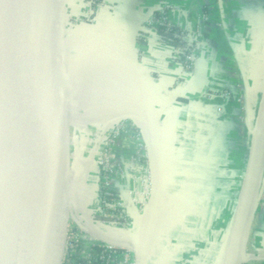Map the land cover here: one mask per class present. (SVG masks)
<instances>
[{
  "label": "crops",
  "instance_id": "0c3cea01",
  "mask_svg": "<svg viewBox=\"0 0 264 264\" xmlns=\"http://www.w3.org/2000/svg\"><path fill=\"white\" fill-rule=\"evenodd\" d=\"M87 2L68 0L67 6L66 54L74 77L69 82L70 112L73 117L81 115V108L89 110L95 124L104 127L103 135L121 118L144 121L149 116L165 179L146 264H169L153 258L162 251L157 244L165 247L164 237L178 236L185 228L194 236L189 242L212 236L204 240L208 245L218 238L217 231L210 233L215 223L230 211L232 219L247 159L248 125L255 123L264 93L263 0H103L88 21ZM156 13H164L168 25L185 39L201 32L189 77L182 74L178 48L148 25ZM204 14L210 19L205 24ZM77 139L73 131L72 148ZM118 145L121 150H112H120L128 176L113 175L110 182L123 199L129 225H109L101 204L102 168L94 165L96 155L78 159L76 149L71 210L88 231L84 244L113 245L118 252L111 264H134L123 245L145 234L146 207L140 202L147 194L136 179L141 167L130 163L135 142L122 138ZM249 224L255 248L263 252L264 159L254 182Z\"/></svg>",
  "mask_w": 264,
  "mask_h": 264
},
{
  "label": "water",
  "instance_id": "95a60500",
  "mask_svg": "<svg viewBox=\"0 0 264 264\" xmlns=\"http://www.w3.org/2000/svg\"><path fill=\"white\" fill-rule=\"evenodd\" d=\"M67 6L68 0H0V264H69L77 223L71 210L77 146L72 148ZM261 112L226 233L229 250L223 264H236L238 247L243 249L254 182L264 159ZM136 122L151 176L147 224L140 240L123 247L134 264H146L165 178L152 121L147 115ZM221 251L223 242L218 255Z\"/></svg>",
  "mask_w": 264,
  "mask_h": 264
},
{
  "label": "built area",
  "instance_id": "2783aa9c",
  "mask_svg": "<svg viewBox=\"0 0 264 264\" xmlns=\"http://www.w3.org/2000/svg\"><path fill=\"white\" fill-rule=\"evenodd\" d=\"M99 5L100 0H90L88 9L85 11V17L91 18L95 13L96 7ZM164 15L161 13V15L158 17L152 16L148 21V25H153L156 29L158 25L165 24V26H167L166 16ZM202 20L204 21L203 24L210 21L207 14L202 16ZM200 33L198 32L195 34H190L187 37V40L190 41L191 44L197 45V42H199L201 36ZM195 47L194 45L186 46L182 51H177V58L182 67V74L185 77H189L194 70L196 62ZM70 77L71 80L74 78L72 75ZM122 138L132 139L137 146L136 152L129 158L130 163L133 166L138 165L141 167L142 174L137 178V181L141 183L144 191L147 194V198L140 202V205L144 209L147 206L149 189L151 185L147 151L142 134L140 132L139 124L136 121L134 122L131 120L122 119L114 126L111 133L109 134L108 143L106 147H104V150L97 162V165L102 168L100 175L101 204L103 208L102 211L108 218L109 225H113L115 227H125L129 225L123 199L110 182V178L113 177V175L117 176L118 173V162H116L118 154L116 155V152L112 149L119 144V141ZM73 223L69 264H111L115 261L117 257L115 246L101 245L100 251L94 250L91 246L84 244L82 241L83 236L87 234L88 231L81 228L77 223Z\"/></svg>",
  "mask_w": 264,
  "mask_h": 264
},
{
  "label": "rangeland",
  "instance_id": "374dc122",
  "mask_svg": "<svg viewBox=\"0 0 264 264\" xmlns=\"http://www.w3.org/2000/svg\"><path fill=\"white\" fill-rule=\"evenodd\" d=\"M100 4L101 5L103 4V0H100ZM263 4H264V0H263ZM162 15H164V13H162ZM166 24L167 26H169L168 23ZM180 41L184 42L185 44L187 43L186 46L194 45L195 47L196 45V44H191L190 41L187 40V38L185 39L184 35H181ZM198 43L199 42H197V44ZM177 48H178L177 51H182L185 47H177ZM263 105H264V93H263L262 100L260 101V107L258 109L257 119L260 115ZM80 111H81L80 112L81 115L75 114V116H73L74 134L78 138L77 139V155L78 154L79 155L77 156V158L83 159V158H87L90 155H93V156L96 155L94 157L95 159L93 162H94V165H97L100 155L102 154L104 147H106L108 143L109 135L108 136L103 135V133L105 132V130L103 129L104 127H102V124H95V122L93 121L94 115H91V112L89 110L81 108ZM121 119H119L117 123ZM257 119L255 123L248 125L249 132L245 140L246 152H248L251 135L255 129ZM116 148L121 150L122 146L116 145ZM117 149L115 150L116 155L117 154L120 155V150H117ZM116 159L120 161L118 162V165H117L118 166L117 168L118 178L117 179H122L124 177H127L128 172L124 171L122 168L121 164H123L124 162L121 161V157L116 158ZM137 178L138 177H136V179ZM231 215H232L231 211L230 213L229 212L226 213L224 215V219H221L219 222L217 221L214 225V228L210 229V231L212 230V232L210 233H213V231L215 232L217 231L216 233H218V238L216 239V241L214 240V242L207 243L211 247V249L209 248L210 251L207 250L206 248L208 245H204V242H205L204 240L205 239L212 240L213 239L212 236H208L209 234L205 236L200 235V236H197L198 241L195 240V241L189 242V239L192 240V237L194 238V236H192L193 234H191V232L189 234V231H187L188 229L182 228V230H180V233H178V236L176 235L172 237H169V236L164 237L163 243L165 247H163L162 243L161 244L159 243V245L157 244L156 247L157 248L159 247V249L162 251L159 254H156L155 256H153V258L160 259V263L162 262L165 263L166 260H169L170 261L169 264H214L216 261L218 252L221 248L222 242H224V239L226 237V233L230 225ZM255 222H256L255 228H259L258 227L259 225L257 223H260V222L256 220ZM249 226H250L249 221H247V225L245 229V236L243 238L244 257H243V262L241 260L240 263L249 264V263H255V262H264V251L262 252V251H259V249L255 248L256 243L255 242L253 243L252 241V238L250 236ZM201 257H203L204 259Z\"/></svg>",
  "mask_w": 264,
  "mask_h": 264
},
{
  "label": "trees",
  "instance_id": "16d2710c",
  "mask_svg": "<svg viewBox=\"0 0 264 264\" xmlns=\"http://www.w3.org/2000/svg\"><path fill=\"white\" fill-rule=\"evenodd\" d=\"M87 1H88L87 3L89 4L90 0ZM160 15L161 13H156L154 16L158 17ZM84 19L87 21L89 20V18L87 17H85ZM69 22L70 21L68 19V23ZM157 30L163 36L164 41H166L167 43L176 47H186L187 43L185 44L184 42L180 41L181 35H183V33L179 29L172 26L158 25ZM91 247L96 251L101 250L100 246H91ZM115 251L118 252L117 249H115Z\"/></svg>",
  "mask_w": 264,
  "mask_h": 264
},
{
  "label": "bare ground",
  "instance_id": "6f19581e",
  "mask_svg": "<svg viewBox=\"0 0 264 264\" xmlns=\"http://www.w3.org/2000/svg\"><path fill=\"white\" fill-rule=\"evenodd\" d=\"M263 115H262V118H261V122L259 121V129H260V136L261 137H264V106H263V110L262 112ZM251 207V205H250ZM249 207V210L251 212V208ZM250 212H249V215H248V221L250 219ZM228 250H229V240L227 238V236L225 237L224 239V242H223V251H221V253H219L218 257H217V260L215 261L214 264H223V260L225 258V255L228 253ZM243 249L238 247V253H237V261H236V264H240L241 260L243 259L244 257V253H243Z\"/></svg>",
  "mask_w": 264,
  "mask_h": 264
}]
</instances>
